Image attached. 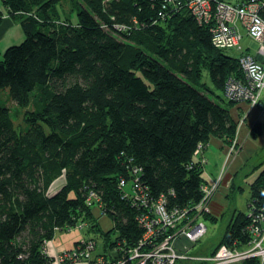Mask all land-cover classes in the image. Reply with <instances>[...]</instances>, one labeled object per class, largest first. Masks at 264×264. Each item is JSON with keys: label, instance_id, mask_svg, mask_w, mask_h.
Returning <instances> with one entry per match:
<instances>
[{"label": "trees", "instance_id": "16d2710c", "mask_svg": "<svg viewBox=\"0 0 264 264\" xmlns=\"http://www.w3.org/2000/svg\"><path fill=\"white\" fill-rule=\"evenodd\" d=\"M104 1L72 0L69 22L60 0H0L24 34L0 52V264H54L46 243L79 223L99 231L106 251L130 250L147 231L143 201L163 200L184 213L182 224L218 219L209 207L216 189L205 201L209 180L198 156L213 138L226 147L237 138L232 109L243 102L225 91L228 80L243 78L240 55L214 46L192 0ZM7 100L25 110V128L15 127ZM258 132L261 122L252 136ZM253 168L248 206L264 212V159ZM63 173L64 185L48 194ZM98 204L113 221L109 231L94 221ZM248 213L233 210L212 255L248 245Z\"/></svg>", "mask_w": 264, "mask_h": 264}, {"label": "built area", "instance_id": "2783aa9c", "mask_svg": "<svg viewBox=\"0 0 264 264\" xmlns=\"http://www.w3.org/2000/svg\"><path fill=\"white\" fill-rule=\"evenodd\" d=\"M208 1L210 0H204V3L208 4ZM198 2L201 3L207 17L211 16L212 14H217L214 11L209 12L210 8L208 10L205 9L203 6V1L201 0H192L189 4V7H192V3L196 6ZM218 11H220V16L222 19L216 20L214 26L211 28L213 44L219 48H236L240 51L241 40L243 39L244 35L242 31H237L236 29L237 20L241 21V26L242 21H247V29L249 30L248 35L259 42L260 46L258 49V54L263 58V61H260L257 59V55L253 56L247 52L241 53L243 54L241 57V64L244 79L228 80L225 91L226 96L228 99L237 102H246L254 105L261 103L260 96L264 91V0H246L245 3H241L238 6H227L221 2L220 6L218 7ZM195 16L199 18L197 14H195ZM213 17L215 18L216 16ZM214 18L208 20L209 25ZM199 19L200 20H196L204 24L202 18ZM232 148H235V146L233 145ZM216 187L217 183H214L211 187H204V191L206 193L205 201L210 198ZM136 194V200H140V194ZM91 197H94V195L91 194ZM143 203L147 210L150 208L148 214L143 212L139 217V222L143 224L147 230L143 236V239L140 240L138 246L132 248L135 251L128 250L129 252L121 259L118 258L112 262H106L105 264H163V250L165 247H168V255L173 256L174 258H180L181 255L179 251L182 246V243L180 246L178 245V240H180L178 236L180 234H186L189 237L188 247L189 249H192L193 246H195V243L202 239L207 232V226L205 222L198 220L200 215H197L198 217L196 220L194 217L188 219L185 224H182L181 219L184 217V213L176 216V213L169 212L163 200L157 203H152V205L146 201H143ZM199 207H201L202 210L209 211V208L205 202H203V204H201ZM248 217L252 219L251 224L248 226V229H250L251 232L264 231L263 211L257 212L255 209L249 210ZM163 232L167 235L158 239V235H160L159 233L163 234ZM164 243H166V246H164ZM84 248L85 250H83ZM74 250L75 251L73 254L62 255L60 259L63 260L64 258L70 257V260L77 261L84 257H91V251L86 246H81L79 244V246ZM232 251L233 250L230 251V249L226 246L220 247L218 252L215 254L216 256H213L214 260H216L215 264H230L234 257ZM259 254L260 253L258 252H249L247 258L259 257L260 259L264 260L262 256H259ZM194 258L196 260L200 259L201 257ZM182 259H187V256L184 255ZM59 262L60 261L57 260V263Z\"/></svg>", "mask_w": 264, "mask_h": 264}, {"label": "rangeland", "instance_id": "374dc122", "mask_svg": "<svg viewBox=\"0 0 264 264\" xmlns=\"http://www.w3.org/2000/svg\"><path fill=\"white\" fill-rule=\"evenodd\" d=\"M201 1H203V6L205 9L208 10L210 8L209 12L214 11L217 14L216 15L212 14L211 16L207 17L206 12L204 11L200 2H198L196 4V6L192 3L191 4L192 7L191 8L189 7V9H190L192 15L196 19L200 20L199 18H202V21L205 24H208V20L214 18L213 16H216L210 22V26H214V23L216 22V20L222 19L220 16V11H218V7L220 6L221 2L226 4L227 6H238L239 4L242 3L239 0H210V1H208V4H205L204 0H201ZM108 2H110V1L105 0L104 5L108 6ZM57 5H58V7H57L58 13L60 14V17L62 19H66L69 22L76 19L75 11H74V8L72 5V0H60V2ZM198 7H200V8H198ZM195 14H197L199 16V18L196 17ZM0 15H1L0 19L8 16L7 14L3 13L1 11V9H0ZM162 15L163 14H161L160 17H163ZM112 20H115L114 17H112ZM239 21L240 20H237L236 29H237V31L238 30L242 31V33L244 35L243 39L241 40L240 51H238L236 48H234V49L233 48L232 49L221 48V49L227 50L230 54H232L233 56H236V57L239 55H240V57H242L243 54H241V52H247V53L252 54L253 56H256L258 54V49L260 46L259 42L256 41L254 38L249 37V35H248L249 30L247 29V24H248L247 21H244V22L242 21V26H241V21L240 22ZM74 22H75V20H74ZM217 24H218V22H217ZM19 35H22V33L20 32L16 36H19ZM19 41L21 42L22 40H16L15 43L18 44V43H20ZM215 47H217V46H215ZM239 64H240V69H241L240 74L242 73V75H243L241 60H239ZM233 79H236V78H233ZM203 83H207L208 85H211V82L209 80V76H208L207 72L203 75ZM4 95L6 96L5 93H4ZM263 96H264V93H262V95L260 97L262 98ZM225 98L228 99L227 96H225ZM7 104L11 110V114H12V117L14 120L15 127L17 129L25 128L26 127L25 121L23 119L25 110L18 107L16 105V103L11 102L10 100H7ZM244 104H246V102H244ZM248 104L251 106L260 105V103H257L255 105L251 104V103H248ZM263 110H262V112H263ZM232 111H233L236 119L238 120L239 117L237 114L238 113L237 107H233ZM262 122H263L262 132H258L259 134L255 138L252 136H251V138L258 140L259 143H262L264 145V118H263ZM233 143H236L235 140ZM205 147H203L202 150H204ZM202 150H200V153L202 152ZM213 151H216V150L214 148H210V152L207 153V157L209 159L208 165H206L207 160L203 159L202 155H201V161H200L201 165H203L205 167V170H204L205 176L210 181L214 180L217 177V175L219 173V169H220V162L218 161V156L220 153H218V155H217V153L213 152ZM234 151H235V148H234ZM259 151H258V153H259ZM257 154L253 155L248 160V162L245 164L244 170L242 172H240L239 175L236 177L235 184L238 185L239 183L240 184L244 183L246 178H244L243 176H246V174H245L246 170H252L253 166L257 165L261 161V159L264 158L262 153H260L258 155ZM254 174L257 176L258 173L255 172ZM250 175H251L250 179H252L253 174L251 173ZM64 183H65V174L63 173L59 178H57L49 186L48 194L51 195V194L55 193L56 191H58L64 185ZM246 185L247 184L244 183V186L242 187V190L240 192L239 191L237 192L236 189H234L232 191V189H231L232 187H231L230 189L228 188L229 192H227V194L225 193L226 194L225 196L223 194V196L221 197V200L225 201L224 199L226 197V200L227 201L229 200L230 202H229L228 208L225 211V216L222 217L221 219H219V221L217 223L211 222L208 219L203 218L205 220L204 222L207 226V232L204 235V237L197 242V244L195 245L193 250L189 249V247H188L189 237L186 234H180L178 236V238L180 239V240H178V245L180 246L182 243V246H181L180 251H179V253L182 257L180 256V258L179 257L174 258L173 256L168 255V253H167L168 247L167 248L165 247L163 250V254H164L163 264H215L216 260H214V257L216 256L215 254L218 251L216 253H214V255L211 254L210 256L203 255V254L198 255V254L199 253H205V251H207L205 249H213L214 248V245L219 241L226 225L228 224L230 216H231L234 209H238V210L244 211V212H249L250 205L248 206V203H249V199H250V197H249L250 193L248 194L249 188L247 187L248 185L247 186ZM88 205L90 206L89 203H88ZM100 207H101V205L98 204V206L94 207V209H93L94 221L98 222L99 227L103 231H109L114 226L113 221L108 215L102 214ZM197 217L198 216L195 217V220ZM247 217H248V215H247ZM198 220L200 221V217L198 218ZM84 226H85V224L79 223V224L71 227L69 230L68 229H66V230L57 229L55 231L53 238L46 243L45 251L47 253L50 252L48 250V244L50 246L62 244V246H65L67 248H70L72 245L73 249L66 250V251H63V252L58 253L56 255H53L54 256V259H53L54 264H62L64 262L70 261V257L64 258L63 260H61L60 257L62 255H65V254H73L75 251L74 249H76V247L79 246V243L81 246H86L90 249L91 257L88 259L89 261H81V260L74 261V260H72L74 262V264H78V263L81 264V262H82V264H91L92 262L94 264H105L106 262L107 263L112 262L113 260L118 259V258L121 259L130 250H133V249H130L129 251L124 250V249H121L122 247L120 246L121 248H118V249L114 248L112 250L110 249V250L106 251L107 250L106 246L102 245L104 242L103 236H101L99 231L92 230V232H89L88 231L89 230L88 225L85 227ZM248 231L250 232V238L251 239L245 248H242V249H240V248L234 249L233 248V249H231L228 247L230 249V251L233 250L232 252L234 254V257H233L230 264H242L246 259H248L247 257H248L249 252H251V253H257L258 252V253H260L259 256H262V258L264 259V243H262V242H264V231L251 232L250 229ZM110 236H111V241H113L117 237L115 232H112ZM78 237L80 238V242L78 241L77 242L78 244L76 243L77 244V246H76L75 239H77ZM94 238H95V241H93ZM86 239H88V240H86ZM96 244H98V247L96 246ZM164 246H166V243H164ZM223 246H225V245H223ZM135 247H133V248H135ZM116 250H118V252H117V256L115 257V251ZM133 251H135V250H133ZM97 252H99L100 254L99 253L97 254ZM109 252H111V256L113 258H111V257L106 258L105 257V254H108ZM120 252H121V254H120ZM184 255L187 256V259H182L184 257ZM199 256H202V257L200 259L195 260L194 257H199ZM209 258H212V259H209ZM251 258H258L260 263L264 264V260L260 259L259 257H251ZM57 260L60 262L57 263Z\"/></svg>", "mask_w": 264, "mask_h": 264}, {"label": "crops", "instance_id": "0c3cea01", "mask_svg": "<svg viewBox=\"0 0 264 264\" xmlns=\"http://www.w3.org/2000/svg\"><path fill=\"white\" fill-rule=\"evenodd\" d=\"M20 32L22 33V35L16 36ZM23 38L24 34L20 26V22L17 19H13L10 16L0 19V52H3L9 45H12L13 43L16 44V40H23ZM261 99L262 102L258 106H251L249 104L244 103L239 104L238 107L240 109L237 113L239 117L238 120L232 112L234 118L239 123L238 134L235 140L236 143H233L230 146L226 147L220 140L213 138V140L208 143V145L204 148V150H202V152L198 156L201 161L202 155L203 159L207 160L206 165H208L209 159L207 157V153L210 152V148H214L216 151L213 152H216L217 155L218 153H220L218 156V161L220 162L219 173L214 180H209L207 184L208 186H212L214 183H217L216 191L209 202V207L212 215L218 217L215 223H217L219 219L225 216V211L229 206L230 201H227L226 197L224 199L225 201L221 200L223 194L225 196L227 192H229L228 188L230 189L233 185L236 186V188H238V186H241L242 188L244 186V183L248 185V182L256 177V175L253 174L252 179H250V174L256 172L257 168H252V170H246V176H243L244 178H246L244 183H239L238 185L235 184L236 177L239 175L240 172L244 170V166L248 162V160L253 155L257 154L259 150L260 151L258 154L262 153L264 156V145L262 143H259L258 140L254 139L256 136H254V138H251L253 127L259 122L263 124L262 121L264 118V112H262V110L264 109V96ZM233 145L235 146V151L234 148H232ZM263 159L264 158H262L261 160ZM79 240V237L75 239V244ZM194 247L195 246H193L192 250L194 249ZM71 249H73L72 245L70 248H67L65 246H62V244H57L53 246H50L48 244V250L50 251L49 253L51 256ZM205 250H207L205 251V253H199L198 255L203 254L210 256L212 254L213 249Z\"/></svg>", "mask_w": 264, "mask_h": 264}, {"label": "water", "instance_id": "95a60500", "mask_svg": "<svg viewBox=\"0 0 264 264\" xmlns=\"http://www.w3.org/2000/svg\"><path fill=\"white\" fill-rule=\"evenodd\" d=\"M257 59L260 60V61H263V58L261 56H259V54H257Z\"/></svg>", "mask_w": 264, "mask_h": 264}, {"label": "clouds", "instance_id": "9594fccd", "mask_svg": "<svg viewBox=\"0 0 264 264\" xmlns=\"http://www.w3.org/2000/svg\"><path fill=\"white\" fill-rule=\"evenodd\" d=\"M261 102H262V99H261ZM246 104H248V103H246ZM261 104V103H260ZM208 186V185H207ZM209 187H211V186H209Z\"/></svg>", "mask_w": 264, "mask_h": 264}]
</instances>
